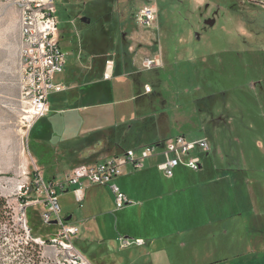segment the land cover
<instances>
[{
  "label": "rangeland",
  "instance_id": "374dc122",
  "mask_svg": "<svg viewBox=\"0 0 264 264\" xmlns=\"http://www.w3.org/2000/svg\"><path fill=\"white\" fill-rule=\"evenodd\" d=\"M145 5L156 8V19L148 26L138 20V12ZM57 9L59 43L66 64L60 74L54 75L53 82L62 81L71 88L72 83L63 77L65 71L67 74L74 71L81 84L83 74L91 65L101 67L108 57L114 60L122 76L139 74L130 77L133 85L123 93L126 98L122 100L109 94L108 88L106 90V86L99 83L78 90L72 88L70 95L77 93V98L51 92L48 113L27 132L22 120L26 106L19 95L21 65L16 34L12 31L4 35L13 23V15L9 10L4 12L0 4V198L5 202V212L0 215V264H62L67 259L68 252L58 245L28 238L20 220L26 202V207H32L39 215L44 207L30 204L37 195L24 194L19 187L33 182L34 167L46 175L52 171L49 163L41 162V156L51 157V161L59 165L60 155L67 154L73 158L71 167L110 155L111 152L105 151L103 139L113 138L107 127L119 123L114 110L121 101L123 107L129 109L124 116L136 119L139 124L134 131L137 135L133 136V132L130 137L129 134V141L134 137L149 139L154 136L156 139L159 128L173 137L183 133L188 140L206 138L210 148L207 157L226 169L225 176H228L220 186L225 191L221 196L225 215L233 212L235 197L241 198L243 205L247 204L249 200L244 194L241 197L240 184L235 185L239 175L233 170L245 168L247 178L252 175L264 178L262 0H57ZM213 12L217 14L214 24L203 31L204 20ZM81 17L88 18L89 22H82ZM196 34H199L198 40ZM146 57L159 58L161 65L151 70L143 69L141 63ZM146 85L151 93L144 95ZM83 105L88 109H81ZM135 106L140 110H135L134 114ZM128 125L123 124L125 128H121L126 131ZM99 127L103 128L94 139L102 140L90 149V153H98L96 159L77 158ZM137 145L141 146L124 144L123 149H136ZM190 155H197L202 162L205 159L197 150ZM149 160V157L145 159L143 168L149 165ZM177 170L183 178L205 176L204 172L200 174L182 166L175 169L174 176ZM55 171L58 181L63 170ZM158 174L163 181L167 180L162 171ZM108 192L110 194V188ZM258 196L263 203L264 192L260 190ZM57 199L63 218L70 212L73 220L82 221L83 209L72 194L58 190ZM168 199L154 203L162 204ZM129 200L127 205L138 203L137 199ZM209 201L208 209L212 210L213 200ZM197 205L195 227L183 234L180 233L181 224L169 219L166 224L164 219L159 224L163 229L156 233L172 235L168 240L158 241L155 248L148 246L144 239L142 246L120 248L119 237L125 236L124 232L130 231L134 235L126 237L136 239V234L144 233L146 225L137 220L130 222L128 217L127 221L118 220L117 230L121 214L113 211L102 223L98 220L85 222L74 236L82 242L75 238L72 241L93 264H264L261 251L245 259L235 255L247 250L248 246L256 249L261 240L264 243L260 225L249 222L244 227L231 218L220 228L216 225L198 227L197 216L203 217V214ZM258 211L264 212V207H258ZM249 212L250 208H243L245 218L250 217ZM176 214L181 216V207ZM167 215L169 218V213ZM222 228L225 233L218 230ZM98 239L107 243L108 249L100 251ZM179 242L184 247H180ZM103 252L112 261L106 255L95 254Z\"/></svg>",
  "mask_w": 264,
  "mask_h": 264
},
{
  "label": "built area",
  "instance_id": "2783aa9c",
  "mask_svg": "<svg viewBox=\"0 0 264 264\" xmlns=\"http://www.w3.org/2000/svg\"><path fill=\"white\" fill-rule=\"evenodd\" d=\"M0 4L12 5L18 12L21 65L19 95L20 101L26 106L22 120L28 132L38 119L48 113L49 94L64 89L62 83L53 82L54 75L61 73L66 63L59 43L58 25L60 21L57 16V0H0ZM155 19L156 8L153 5H145L138 12V20L142 25L148 26ZM113 65V59L106 60L104 79L111 78ZM141 65L143 69L151 70L158 68L161 63L157 57H146ZM150 91V87L146 85L144 92ZM157 149H160L159 152ZM209 149L206 138L188 140L184 135H176L163 140L160 145L129 148L101 161L77 165L67 171L59 182L47 181L40 169L34 167V195L37 197L32 199L30 204H42L44 207L40 214L42 223L56 226L57 230L49 235L48 243L58 245L59 248L68 252L67 259H64L62 264H93L72 241V238L79 232V227L61 216L57 199L58 190L61 191L71 186L75 201L79 207H82L86 183L108 185L114 197L115 207L120 209L131 201L114 182V179L122 174L126 165L141 168L146 158L160 153L164 159L158 164V168L166 177H171L173 169L180 163L191 169H198L199 159L190 155V152L197 150L208 153ZM28 187L23 185L19 187V190L23 189V193L26 194ZM42 196L44 197L40 198ZM26 205L20 219L23 229L32 241L45 243L40 237L30 236L26 223ZM58 237L61 238L60 241ZM143 243L140 238L119 237L120 248L131 245L140 246Z\"/></svg>",
  "mask_w": 264,
  "mask_h": 264
},
{
  "label": "crops",
  "instance_id": "0c3cea01",
  "mask_svg": "<svg viewBox=\"0 0 264 264\" xmlns=\"http://www.w3.org/2000/svg\"><path fill=\"white\" fill-rule=\"evenodd\" d=\"M262 3H264V0H262ZM4 12L6 10L11 11L13 15V23L9 28V31L6 32L4 35L11 34L12 31H15L16 34V46L18 49V55H19V49H20V32H19V20H18V12L17 9L12 5H4L2 4ZM2 25V24H1ZM3 45H5V42L3 41ZM112 59V58H109ZM66 64V63H65ZM65 68V67H64ZM115 64L112 68V74L113 71L116 69ZM105 71V65L103 74ZM119 72V70H118ZM60 74V73H59ZM74 71H71L70 73H66L63 77L64 80L67 82L72 83L71 88L67 86V83L62 81H57L58 83H62L64 85V89L60 92H56L58 94H65L68 96V98L74 97L77 98V93L70 95V90L72 88L75 89H81L86 86H91L94 84V82L91 83H85L82 82L81 84H78L77 78L78 76L74 74ZM85 74V73H84ZM83 74V75H84ZM102 80L108 84L112 81V76L109 79H104L102 76ZM96 82V81H95ZM113 92V91H112ZM150 93V92H148ZM143 94H146L145 92ZM50 107V106H49ZM81 109H88V106L83 105L80 107ZM113 118V114H112ZM33 127V126H32ZM172 136V135H171ZM158 137V136H157ZM156 137V138H157ZM173 137V136H172ZM102 139H93L92 141H89L86 143L84 147V151L81 153V155H78L77 158L81 157H90L95 158L98 155V153H90L91 147L93 145L99 143ZM105 142V151L111 152L110 155H107L105 157L99 158L100 160H103L107 157L113 156L115 154H118L122 151L123 145H130V144H139V145H145L150 143H159L163 139H128V141H125V139H103ZM165 140V139H164ZM43 146V145H42ZM138 146V145H137ZM140 147V146H138ZM46 148V147H45ZM118 148H121L117 150ZM49 150V148H48ZM205 156V159L203 162L200 160V158L197 155H194V157H197L200 162V166L198 169H196V172H201L200 174L205 173V176L199 175L198 177H182L181 171L176 172V175L174 176V171L179 166H182L184 168H189L185 164L180 163L173 169V174L171 177H166L164 174V177L167 178L166 181H163L161 176H159L158 172H161V170L158 168V164L163 161V156L159 154H154L151 157H149L151 160H149V165L145 166L144 168H133L131 165H126L123 168V172L121 175L117 176L114 181L119 186V188L126 194L127 198L131 199H137L138 203H131L129 205H125L124 207L120 209H115V203L113 201L112 193L108 192L107 185H100V184H88L86 183L84 185V199H83V218L82 221L79 222L76 220H73L72 213L66 212L68 216H70V222L78 225L79 229L80 226H82L85 222L91 221H100V223L104 222V220L109 216L108 213L110 211L118 212L120 213V218L118 217L117 223H116V229L118 230V220L122 219V221H127L129 217V221L137 220L139 224L146 225L144 228V233L136 234V238L144 239L148 246L150 247H157L159 244L158 241L161 240H168L167 237L172 235L170 234H157L156 230H162V226L159 225L160 223H163V220L165 219V223L167 224L170 220L171 222H174L175 224H181L180 227V233L190 232L192 228H194L195 224V204H198L197 206L200 213L202 215L197 216V225L198 227H203L207 225H216L221 226L226 222L227 219L233 218L240 226H244L245 224L251 222L252 224L260 225L262 231H264V212H259L258 207L263 208L264 207V201L261 203L259 199L257 198L259 191L264 192V178L263 176L258 177H250L247 178V172L248 170L245 168H239L235 169L236 174L239 175V180L236 182L239 185L238 187L241 189V197L242 194L249 200L248 203L243 205L241 202V198L235 197L234 203L235 207L233 212L229 214V216L225 215L224 210V201L221 200V196L223 194L224 196V190L220 188L221 184L226 182L227 177L225 176L226 169L221 168L218 163H213L210 161V158L207 157L208 153H203ZM41 162L43 164L49 163L48 167L52 169V171H48V175L45 173L42 174L43 176H46L48 181L51 182H59L64 174L72 169L73 167L80 165H74L70 167V161L73 160V158H69L67 154H61L60 155V162L56 164L55 162L51 161V157H43L41 156ZM40 157V158H41ZM75 159V158H74ZM97 159L95 162L99 161ZM62 162V163H61ZM72 163V162H71ZM93 163V162H92ZM204 166V169L202 168ZM131 168H133L131 170ZM181 168V167H180ZM63 170L62 172V178L58 181H56V172L55 170ZM191 169V168H189ZM198 170V171H197ZM232 172V170H231ZM61 173V172H60ZM197 174V173H196ZM229 175V174H228ZM244 176L245 178H242ZM237 181V180H236ZM62 192L66 193L69 192L72 194L74 198V194L72 192V187L69 186L65 188L64 190H61ZM259 197V196H258ZM164 198H169L167 201L163 202L162 204H155V201L164 200ZM213 200L212 203V210H209L210 201L209 199ZM75 200V198H74ZM76 202V201H75ZM223 203V204H222ZM222 206V207H221ZM250 208V217H244L243 208ZM181 207L182 214L180 217L177 216V208ZM197 209V210H198ZM197 212V214H198ZM62 213V210H61ZM161 213V217H160ZM169 213V218L168 214ZM200 216V217H199ZM169 219V220H168ZM234 221V222H235ZM78 222V223H77ZM161 226V227H160ZM220 228V227H219ZM221 233H225V229H218ZM258 231V230H256ZM182 234V235H183ZM124 235H134L128 232H124ZM75 238V237H74ZM77 241H81L80 239L75 238ZM101 244V249H108L107 243H103L101 239H98ZM82 242V241H81ZM142 246V245H140ZM180 247H184L182 242H179ZM99 251V252H100ZM261 251V256H264V243L261 240V243L259 244V247L253 248L252 246H248L247 250L244 252L236 253V257H239L241 259L249 258L252 256H256ZM83 253V252H82ZM104 253V252H103ZM95 253L97 255H106L109 257L106 253L104 254ZM84 254V253H83ZM85 255V254H84ZM86 256V255H85ZM111 260V258L109 257ZM112 261V260H111Z\"/></svg>",
  "mask_w": 264,
  "mask_h": 264
},
{
  "label": "trees",
  "instance_id": "16d2710c",
  "mask_svg": "<svg viewBox=\"0 0 264 264\" xmlns=\"http://www.w3.org/2000/svg\"><path fill=\"white\" fill-rule=\"evenodd\" d=\"M69 14L70 13H67L66 17H69ZM109 58H111V57H108V59ZM105 60H107V59H105ZM105 62H104V65H105ZM104 65L101 66V67L98 66L97 64L91 65L89 71H86V73L82 76V78H83L82 81L85 82V83L94 82V84L95 83L103 84V85L106 86L105 87L106 90L108 88L109 94L111 93V95H114V97H117L120 100H122L123 98H126V97H123V93L124 92L126 93L128 91L129 85H130V87L133 85V82H132L133 80H130V77L135 76V75H137L139 73H134V74L131 73V76L130 77H126V76H122L121 73H119L118 72V69L116 68L113 71V74H112V81L109 82V85L107 86L106 83L102 80ZM150 93H146L144 95H147V94H150ZM131 97H134V95H132ZM117 105H120V106H118L116 108V110H114V117H117V118L119 117V123H116L115 124V122H114L110 127H107V129H109L110 134L113 137L111 139H114V138L115 139H128L129 134H130V137H132L131 134L134 131H137L138 130L139 124H138V122H137L136 119H134V118H130L129 119V117L126 118L124 116L125 113H127L129 111V109L123 107V102L122 101L120 103H118ZM135 110H140V108H138L137 106H135L132 109V111L134 112V114H135ZM130 114H131V112H130ZM128 121H129V123H128ZM34 124H33V126H34ZM123 124H126V125L129 124L127 126V128H126V131H124L125 126H123ZM134 125H138V126L137 127L136 126L134 127ZM121 127H124V128H121ZM101 128H103V127H99L98 129H96V131L92 134L93 136H92L91 139H94V137L101 130ZM31 129H32V127L30 128V130ZM121 132H125L124 135H121ZM136 135L137 134L134 132L133 136H136ZM180 135H183V133H180ZM157 136L158 137L156 139H163L164 140V139H167L168 137H170L171 135L162 132V130L159 128L158 135ZM132 139H136V137H134ZM149 139H155V137L154 136H151ZM163 140H161L159 143L158 142L157 143H150V144H147V145H152V144H155V145H158L159 144L160 145V143ZM128 146L130 147L131 144L128 145ZM123 150H125V149H122V151ZM28 192L29 193H32V194L35 193L33 182L30 183V185L28 187ZM22 202H24V199H22ZM4 212H5V202H4L3 199L0 198V215H2V213H4ZM25 214H26V223H27V227L29 229L30 236L32 238H37V237L43 238V241L45 243H48L49 242V235H51L52 233L56 232V230H57L56 229V226H54L52 224H50V225L43 224L42 221H41L40 215L32 207H26ZM67 217H68V215H66L64 218H67ZM34 246L37 247V244H34Z\"/></svg>",
  "mask_w": 264,
  "mask_h": 264
},
{
  "label": "flooded vegetation",
  "instance_id": "af4514ba",
  "mask_svg": "<svg viewBox=\"0 0 264 264\" xmlns=\"http://www.w3.org/2000/svg\"><path fill=\"white\" fill-rule=\"evenodd\" d=\"M215 17H217L216 12H213L209 18L205 19L202 25V30L204 31L205 28L210 27L209 23L212 22L213 20L215 21ZM214 24V22H213ZM197 40L199 39V34H196Z\"/></svg>",
  "mask_w": 264,
  "mask_h": 264
},
{
  "label": "water",
  "instance_id": "95a60500",
  "mask_svg": "<svg viewBox=\"0 0 264 264\" xmlns=\"http://www.w3.org/2000/svg\"><path fill=\"white\" fill-rule=\"evenodd\" d=\"M81 21H82V22H85V23H88V22H89V19L86 18V17H81ZM213 22H214V20H213L212 22H210L209 25L212 26V25H213ZM70 218H71V217L68 216V217L66 218V220L68 221V220H70Z\"/></svg>",
  "mask_w": 264,
  "mask_h": 264
}]
</instances>
